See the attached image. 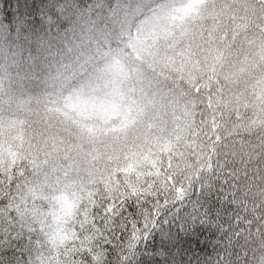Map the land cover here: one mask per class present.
Returning <instances> with one entry per match:
<instances>
[{
  "label": "trees",
  "instance_id": "obj_1",
  "mask_svg": "<svg viewBox=\"0 0 264 264\" xmlns=\"http://www.w3.org/2000/svg\"><path fill=\"white\" fill-rule=\"evenodd\" d=\"M160 3L0 0V112L10 117L0 119V232L15 237L0 260L86 264L91 254L96 261L103 242L96 222L125 201L151 207L158 196L169 204L146 238L131 252L128 233L119 242L128 264H222L217 237L237 240L239 252L224 254L233 260L249 246L246 234L259 243L243 264L255 251L264 258V230L255 223L264 214V116L254 112L264 102L250 105L264 73V0H190L192 31L139 44L153 72L138 69L157 98L135 91L144 103L130 97L123 113L75 110L82 119L51 104L30 112L27 92L56 87L63 77L53 70L68 67L67 57L79 62L84 49L108 42L116 23L131 26L141 16L143 23ZM163 69L174 86L161 85L154 71ZM62 193L77 196L66 211Z\"/></svg>",
  "mask_w": 264,
  "mask_h": 264
},
{
  "label": "clouds",
  "instance_id": "obj_2",
  "mask_svg": "<svg viewBox=\"0 0 264 264\" xmlns=\"http://www.w3.org/2000/svg\"><path fill=\"white\" fill-rule=\"evenodd\" d=\"M160 2L162 0H157V3ZM145 15L149 14L146 13ZM141 19H143V16L133 20L131 26L126 23L123 26L116 23L108 42L105 43L100 39L98 40V49H84L87 55L79 62L73 60L72 57H67L68 67L62 65L53 70L54 77L56 73H60L63 78L59 79L56 87L48 90L50 94L42 98L40 103L34 105V107L44 110L51 104L53 107L64 108L65 111H70L72 116L82 119L77 116L75 110H70L65 106L76 104L80 100L91 101L93 97L107 100L115 99L121 104V112L123 113L125 107L130 104V97L139 103H144L141 94L130 91L133 87L139 89L140 84L137 80L138 73L136 69L138 67L142 68L143 65L136 61L132 50L127 47L128 40L134 36ZM117 20H119V17ZM145 27L148 26L145 25ZM125 31L128 36L121 35ZM73 55H76V53H73ZM119 65H123V68L127 71V78H123L122 74L117 71ZM114 90H118L119 95H122L124 99L120 100L119 95L113 96ZM149 94L151 95V93ZM69 97H71V100L68 99ZM159 99L163 102V98ZM86 122L100 123L99 119ZM119 122L118 119H114L111 124H118Z\"/></svg>",
  "mask_w": 264,
  "mask_h": 264
},
{
  "label": "snow or ice",
  "instance_id": "obj_3",
  "mask_svg": "<svg viewBox=\"0 0 264 264\" xmlns=\"http://www.w3.org/2000/svg\"><path fill=\"white\" fill-rule=\"evenodd\" d=\"M33 7V6H28ZM49 5V8H52ZM181 199L183 189L180 190ZM160 197L157 202L148 206L147 201H137L134 203L124 202V206H117L109 215L102 216L96 222L97 228L103 235L101 245L102 255L96 261L91 259V254L84 255L86 264H128V255L125 253L124 246L119 242L124 240V234L128 233V252H131L132 245L138 243V237L146 238V233L150 227H155V220L159 215L161 208L169 204L167 198L160 203ZM143 221V223H141ZM15 239L11 233L5 229L0 232V248H9ZM0 264H12L11 260H0ZM19 264V262H18Z\"/></svg>",
  "mask_w": 264,
  "mask_h": 264
},
{
  "label": "rangeland",
  "instance_id": "obj_4",
  "mask_svg": "<svg viewBox=\"0 0 264 264\" xmlns=\"http://www.w3.org/2000/svg\"><path fill=\"white\" fill-rule=\"evenodd\" d=\"M77 104H79L83 109H86L88 107H96V101L95 100H80L77 102ZM103 111H108V108H104ZM218 242H222L223 244H225L226 246H230V244L232 242H234L235 238L234 237H228V240H224V237L222 236H218L217 237Z\"/></svg>",
  "mask_w": 264,
  "mask_h": 264
}]
</instances>
